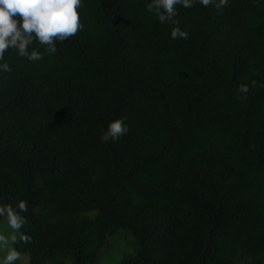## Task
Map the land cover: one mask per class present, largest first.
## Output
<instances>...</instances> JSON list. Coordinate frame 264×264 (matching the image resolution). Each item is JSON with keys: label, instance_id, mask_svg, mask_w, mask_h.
Returning <instances> with one entry per match:
<instances>
[{"label": "trees", "instance_id": "1", "mask_svg": "<svg viewBox=\"0 0 264 264\" xmlns=\"http://www.w3.org/2000/svg\"><path fill=\"white\" fill-rule=\"evenodd\" d=\"M150 2L82 0L55 53H5L0 205L27 202L24 264H102L119 233L115 264H264V0L177 5L188 39Z\"/></svg>", "mask_w": 264, "mask_h": 264}, {"label": "clouds", "instance_id": "2", "mask_svg": "<svg viewBox=\"0 0 264 264\" xmlns=\"http://www.w3.org/2000/svg\"><path fill=\"white\" fill-rule=\"evenodd\" d=\"M195 2L196 0H151L146 10L154 12L161 23L173 21L176 24L171 30L173 39H188V32L181 30L179 21L173 18L178 14L177 5L191 8ZM199 3L205 7L215 3L216 7L222 8L228 5V0H199ZM81 7L82 0H0V71H11L9 64L3 62L5 53L10 49H15L19 56L30 61L43 59L38 48L29 50L34 42L43 46L47 53H55L57 41L63 42L83 30L79 12ZM251 84L255 86L256 81L253 80ZM249 90L248 85L239 86L240 93L246 94ZM128 131L125 120L117 118L109 123L100 139L102 142L118 140ZM27 210V202L23 200L15 208L11 204L0 205V216L6 218L8 226L13 230L10 235L0 233V249L6 252L0 264H15L22 259L13 245L17 242V233L24 242L30 239L20 233L26 222L20 213Z\"/></svg>", "mask_w": 264, "mask_h": 264}, {"label": "rangeland", "instance_id": "3", "mask_svg": "<svg viewBox=\"0 0 264 264\" xmlns=\"http://www.w3.org/2000/svg\"><path fill=\"white\" fill-rule=\"evenodd\" d=\"M13 230L8 226L6 218L0 221V233L5 235L12 234ZM131 252L130 238L122 233L107 237L105 245L99 256L102 264H115L122 256L128 255ZM5 250L0 249V261L3 260ZM26 262V256L22 257L19 264Z\"/></svg>", "mask_w": 264, "mask_h": 264}]
</instances>
